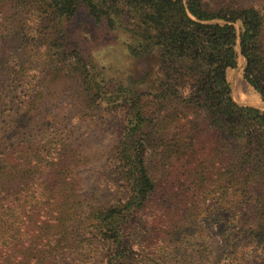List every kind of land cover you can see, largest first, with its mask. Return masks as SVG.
<instances>
[{
    "label": "trees",
    "instance_id": "1",
    "mask_svg": "<svg viewBox=\"0 0 264 264\" xmlns=\"http://www.w3.org/2000/svg\"><path fill=\"white\" fill-rule=\"evenodd\" d=\"M262 9L264 0H0L1 69L9 73L1 104L13 102L5 90L16 93V81L31 85L13 51L28 45L29 29L44 65L78 75L92 104L105 93L125 110L113 165L127 195L91 208L76 227L100 250L98 264H264V109L237 105L227 80L238 43L242 78L264 103ZM79 10L152 67L124 82H94L78 51L65 46ZM5 132L0 127V138ZM67 156L56 137L23 142L8 155L0 147V264H57L87 241L73 239L76 204L64 206ZM52 182L62 188L58 196ZM209 202L236 220L220 240L205 224Z\"/></svg>",
    "mask_w": 264,
    "mask_h": 264
},
{
    "label": "rangeland",
    "instance_id": "2",
    "mask_svg": "<svg viewBox=\"0 0 264 264\" xmlns=\"http://www.w3.org/2000/svg\"><path fill=\"white\" fill-rule=\"evenodd\" d=\"M261 13L264 14V9ZM23 36V42L28 45L13 51L22 58L23 65L29 68L31 85L16 81V93L11 94L5 90L7 95L15 98L7 106L0 102V118L5 121L0 119V127L6 131L0 138V147L8 155L23 142L28 145L32 141L50 140L52 137L60 141L62 150L68 152L66 164L71 165L70 177L64 178L62 185H68V188L71 186V191L65 193L67 204L64 206L76 204L78 218L74 220L73 239L76 236L85 241L87 239H83L79 233L81 228L76 231V227L88 210L109 207L127 195L126 187L113 165L115 147L124 125L125 110L118 101L109 99L105 93L92 104L81 87L82 81L78 75L67 77L44 65L41 51L29 43H34L37 36L29 29H26ZM119 37V34L93 24L86 12L79 10L65 31L64 40L68 52L73 49L78 51L83 63L87 64L93 81L104 85L107 81L124 82L137 77L140 67L146 71L152 67L151 60L141 66L126 55L119 43ZM70 63H74V60L70 59ZM243 63L244 60L238 55L236 68L227 71L231 98L239 106L264 109V103L257 93L242 78ZM8 74L1 69L0 59V83ZM24 112L29 120L23 123L20 114ZM151 159V155L145 156L149 171L155 174L156 169ZM56 182H52V193L58 196L62 188H55ZM210 205L211 202L204 206L208 207L209 216V219H205V224L207 226L210 221L217 240H220L225 229L234 228L236 220L233 219L234 214L230 208H227V212H219L213 207L209 208ZM247 208L242 212V218H237V226L241 225L246 215H250L251 208ZM220 215L225 216L223 222L217 217ZM223 223L226 225L220 228L219 225ZM241 234L238 231L233 236H237L238 240ZM243 243L250 245L247 241ZM100 253L89 240L75 243L70 252L58 259L57 264H98L101 260Z\"/></svg>",
    "mask_w": 264,
    "mask_h": 264
},
{
    "label": "water",
    "instance_id": "3",
    "mask_svg": "<svg viewBox=\"0 0 264 264\" xmlns=\"http://www.w3.org/2000/svg\"><path fill=\"white\" fill-rule=\"evenodd\" d=\"M236 51H237L238 55L242 58V56L240 55V52H239L238 43H236Z\"/></svg>",
    "mask_w": 264,
    "mask_h": 264
}]
</instances>
